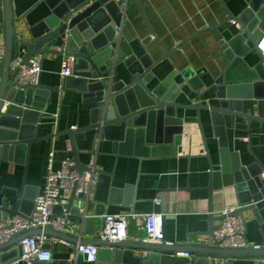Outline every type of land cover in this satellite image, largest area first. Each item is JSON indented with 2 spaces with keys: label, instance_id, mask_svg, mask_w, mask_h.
Here are the masks:
<instances>
[{
  "label": "water",
  "instance_id": "obj_1",
  "mask_svg": "<svg viewBox=\"0 0 264 264\" xmlns=\"http://www.w3.org/2000/svg\"><path fill=\"white\" fill-rule=\"evenodd\" d=\"M137 1V0H135ZM13 0H0V35L4 36L6 54L1 64L0 84V158L4 159L17 149H26V170L32 145L38 142L67 136L73 152L75 169L79 172L93 171L98 176L95 200L103 206L113 203L111 195L117 190L112 187L114 173H106L83 164L80 154L83 151L92 153L97 140L103 139L113 143L115 155L136 154L142 158H160L177 154V147L183 140L184 125L195 121L202 129L201 112H211V118L217 127V137L223 149V158L227 159L228 144L226 127L231 128L230 119L244 117L257 119L252 115L240 113L238 108L230 109L231 100L240 105L242 99L250 96L249 89L263 83L261 74L245 60L247 54L256 51L264 64V54L255 38L257 33L264 35V0H254L245 12L236 16L219 0L227 13L221 27L234 23L241 31L230 43L225 56L229 60L228 67L214 77L205 69L196 71L188 67L179 71L171 63L170 57L175 51H181L193 38H201L203 32L197 33L168 52L164 48L163 57L155 59L145 49L141 40L130 44L128 55L119 50V31L123 26V8L119 0H45L51 9V15L33 27L29 34L19 35L13 12ZM144 17V15H143ZM145 22L146 19L144 18ZM150 33L158 40L153 30ZM208 29L209 32L217 31ZM238 51L237 48L241 47ZM72 58L73 73L65 78L62 87L42 85H20L14 81L11 64L22 56L25 63L36 55ZM123 64L127 69L129 82H114L115 70ZM213 88L217 90L219 106L202 104V98ZM70 91L82 96L83 109L90 112V124L87 127L69 128L65 131H53L47 137H39V129L44 119L46 105L54 93ZM184 94L187 97L196 94L197 102L192 105L177 103V98ZM189 109L198 112L196 119L178 118L177 110ZM225 119L223 124L220 120ZM223 121V120H222ZM206 146V157L211 160L204 129L202 130ZM259 171L253 168H237V189L245 196L241 198L237 209L223 216H216L212 207L209 215V229L201 237H214L220 228L219 222L229 218H244V213L254 212L257 216L256 204L263 200L260 189L263 187L260 176L264 167L255 157ZM256 167V165L254 166ZM26 179L19 193L17 205L8 209L0 205V223L3 214L11 219L16 216H29L32 210L23 209L26 202ZM211 190V189H210ZM37 197H35L36 199ZM75 191L69 199L67 213L73 222H82L86 231L85 237H77L62 231L47 228H33L14 234L7 242L0 243V252L14 250L19 253L18 245L30 237L46 236L74 246H95L100 248L96 264H213L212 260H228L233 264L237 259L264 260V246L255 248H222L204 243H168L165 233V217L163 221L164 240L161 244L149 243L145 240L112 241L102 239L100 233L104 226L103 214L95 217L83 212L87 218L83 221V213L74 217L78 210L75 206ZM34 207V208H33ZM85 209V204H84ZM92 230V231H90ZM246 231L244 233L246 237ZM197 236V240H198ZM179 253L188 254L183 262H177ZM2 264V263H1ZM26 264V263H24ZM35 264V263H33ZM42 264V263H40Z\"/></svg>",
  "mask_w": 264,
  "mask_h": 264
},
{
  "label": "crops",
  "instance_id": "obj_2",
  "mask_svg": "<svg viewBox=\"0 0 264 264\" xmlns=\"http://www.w3.org/2000/svg\"><path fill=\"white\" fill-rule=\"evenodd\" d=\"M13 12L19 35L29 34L31 29L51 15V9L45 0H13ZM123 8L124 23L119 35V50L126 54L131 53L130 44L136 39L141 40L145 49L155 59H161L166 51H174L180 42L203 32L201 38H193L183 50L175 51L170 61L179 71L192 67L196 71L206 70L214 77L229 65L225 52L230 42L239 33V27L228 23L221 27L227 18V13L219 0H119ZM254 0H224L228 8L236 15H242ZM144 15V17H143ZM150 28L157 37L154 40ZM217 31L209 32L208 29ZM260 49L264 54V35H255ZM5 45L4 36L0 35V46ZM245 60L261 74L263 83L254 89H249L250 96L242 99L241 104L231 100L230 109L238 108L240 113L252 115L257 119L233 117L230 119L231 128L226 127V140L228 144L227 159L223 158V149L217 137V127L214 125L211 112L202 111L201 120L211 160L206 157V146L202 127L198 122L191 121L184 125L183 140L178 146L177 154L158 158H142L136 154L115 155L111 141L97 140L94 151H83L80 159L83 164L97 168L106 173H114L112 187L117 189L113 195V203L103 206L95 200L97 185L90 192L87 205L75 199V206L80 216L87 209L90 217L97 213L105 215L132 214L146 215L152 213L163 214L165 233L168 243H204L207 237L201 234L209 229L210 208L216 216H223L237 209L241 196L237 189V168H253L258 172L259 167L255 157L264 167V64L261 63L253 46ZM242 48H237L240 51ZM64 58L46 56L43 61V72L40 83L48 87H62L64 79L61 76ZM127 69L123 64L115 70L114 82H129ZM177 103L192 105L197 102L196 94L187 97L181 94ZM217 90L213 88L203 96L202 104L219 106ZM178 118L196 119L198 112L189 109L177 110ZM47 119L41 123L38 136L47 137L53 131L62 132L69 128L87 127L90 124V112L83 109L82 96L70 92L60 91L54 93L44 112ZM223 120V121H222ZM220 120L223 127L226 120ZM69 138L62 136L51 140L38 142L32 145L26 170V149H17L0 158V205L14 208L19 201V193L23 189L26 179L28 186L25 191L26 202L24 211L32 210L35 197L43 193L48 171V159L51 151L55 152L54 169L59 171L64 159H73L74 155ZM256 165V167H254ZM261 168V167H260ZM263 187L260 194L263 200L257 203L258 216L248 211L244 213V233L249 244L264 246V173L260 176ZM211 189V190H210ZM66 198L72 197V192L63 194ZM160 199V203L156 202ZM34 208V207H33ZM30 210V211H31ZM64 208L58 206L55 213L63 214ZM7 214H3V222L9 221ZM72 221V220H71ZM223 222H219L221 225ZM82 236L85 237V230ZM92 231V230H90ZM197 236L198 240H197ZM144 221L134 219L129 226L131 240H145ZM53 253L51 263L42 264H93L79 257L76 263H70L72 254L77 246L63 241L47 245ZM14 250L0 252V263L11 264L18 259ZM185 254L179 253L177 262L185 260ZM40 264V262H35ZM214 264V263H213ZM233 264H264L260 259H237Z\"/></svg>",
  "mask_w": 264,
  "mask_h": 264
},
{
  "label": "built area",
  "instance_id": "obj_3",
  "mask_svg": "<svg viewBox=\"0 0 264 264\" xmlns=\"http://www.w3.org/2000/svg\"><path fill=\"white\" fill-rule=\"evenodd\" d=\"M5 54V45L0 46V84L2 81L1 64ZM44 59V55H36L28 63H25L22 56L16 57L11 64V70L14 71V81L23 86L40 84ZM74 63L72 58L65 57L63 60L61 76L64 80L74 74ZM54 157L55 152L51 151L48 159L45 188L43 193L35 199L33 213L29 216H16L7 222L0 223V243L7 242L16 233L33 228L52 227V229L82 237L81 234L84 232L83 223L73 222L69 219L66 209L69 204V198H66L63 194L67 191H75L76 198L87 205L90 192L98 183V176L93 171L79 172L75 169V163L71 158L64 159L61 162L60 170L56 171L54 169ZM156 202L160 203V199H156ZM58 206L64 208L63 214L55 213V209ZM86 218L87 215L83 212L82 220L84 221ZM103 219L104 226L100 233L102 239L112 241L127 240L131 221L139 219L144 221L145 241L156 244L163 243V214L152 213L141 216L114 214L105 215ZM243 226L244 220L242 218H229L220 225L213 238L207 237L205 239L204 244L216 245L222 248L248 247L251 244L244 236ZM56 241V239L46 236L30 237L22 240L20 243L21 253L18 259L11 264L51 263L53 261V253L48 249L47 245ZM254 247L259 248V246ZM100 250V248L95 246L79 245L75 253L72 254L70 263H76L79 257H83L86 262L96 264ZM184 257L189 258V255L185 254ZM212 262L214 264H232L228 260L222 259H214Z\"/></svg>",
  "mask_w": 264,
  "mask_h": 264
}]
</instances>
